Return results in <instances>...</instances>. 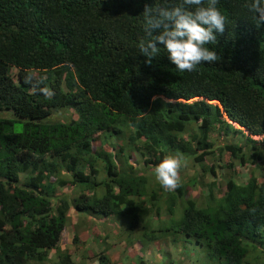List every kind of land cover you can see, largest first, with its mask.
I'll return each instance as SVG.
<instances>
[{"label": "trees", "instance_id": "1", "mask_svg": "<svg viewBox=\"0 0 264 264\" xmlns=\"http://www.w3.org/2000/svg\"><path fill=\"white\" fill-rule=\"evenodd\" d=\"M160 3L0 0V113H11L0 116V264H44L51 252L52 264H78L61 248L71 208L77 227L97 215L129 219L131 240L153 242L156 232L190 237L213 264H248L249 246L264 248V178L251 171L239 184L230 177L222 195L210 190L199 205L180 182L171 191L150 189L130 161L138 152L157 166L171 150L201 163L200 150L215 153L217 133L241 134L240 145L219 148L241 164L262 159L254 138L264 135V27L255 26L246 0H219L225 29L207 47L221 59L179 72L162 48L152 64L139 52L144 7ZM62 108L78 118L47 120ZM100 133L122 138L125 168L93 149ZM67 184L80 192L58 198L56 209L52 194ZM98 259L109 261L103 253Z\"/></svg>", "mask_w": 264, "mask_h": 264}, {"label": "rangeland", "instance_id": "2", "mask_svg": "<svg viewBox=\"0 0 264 264\" xmlns=\"http://www.w3.org/2000/svg\"><path fill=\"white\" fill-rule=\"evenodd\" d=\"M12 76L16 82H18V69L12 68L11 69ZM44 76L47 77L45 74ZM10 112H5V113H0V116H10ZM78 118V113L73 109V108H62L60 110H54L52 115L48 117V121H61V122H72ZM191 131V130H190ZM246 133V131L244 130ZM186 133V138L187 137ZM254 138V137H253ZM256 139L259 144L257 145L259 148L260 153L262 154V159L255 161L253 164L252 163H247V164H241L237 159L231 158L230 154L227 152H222L219 148L224 146L226 143H233L236 145H240L242 142L241 140V134L239 135H221V134H216L215 137L213 138L212 143L214 144V150L215 153L211 154H204L203 150L199 151V155H203V159L201 160V163H199L194 157L191 155V153H181V152H175L169 150L167 153V156H173V155H179L182 156L183 159L181 160L182 167L179 170V182L181 184H186L187 185V192H186V199L187 198H193L196 199L198 204H203L207 197L208 193L210 190H212L216 195H222L223 190L226 188V181L232 177L237 183H245L250 174L252 172L255 173V176L261 181L264 178V173L262 171V167L264 166V135L259 136ZM123 144L122 138H117V137H112L107 133H100L98 135L97 140L93 142V149H100L104 148L110 156L113 159H117V163L119 166L122 168H125L126 162L123 156V153L119 150L121 145ZM115 146V147H112ZM147 158L149 160H155L156 157L152 155H147ZM145 157H143L140 153L138 152H133L132 153V158H131V163L134 165V167L140 172L144 173L148 178H149V188L154 189L158 191L161 189L160 183L156 180L155 178V168L156 166L154 163H150L149 165H146L145 163ZM205 165L206 167L213 166L215 167V172L212 173L211 171L203 170V166ZM252 171V172H251ZM104 171L101 172V174L97 177V180H101L104 177ZM215 183V184H213ZM160 186V187H158ZM151 191V190H150ZM80 190L78 187H73L70 184H67L63 187H58L55 192L52 194L53 196V206L57 209L58 206V198L62 196H67L70 200H72L74 197L78 195ZM162 192V190L160 191ZM165 192V191H164ZM166 197L165 193H162V196L159 194V200L157 201L160 206H161V217L162 219H165L167 216V210H166ZM182 201V199H180ZM176 210H178V216L181 215V208L180 205H177L175 207ZM75 210H72V216H70L71 220H75L76 226L75 230H78L77 232L79 233L81 228L84 227V224L79 225V214L74 212ZM77 213V214H75ZM74 215H76V219H74ZM85 219V218H84ZM102 219V217H101ZM78 220V221H77ZM119 226V225H118ZM101 231L103 234L108 233L109 227L107 224H101L100 226ZM95 232L94 228L89 229L87 231V235H93ZM79 235V234H78ZM119 235L116 237L118 238ZM172 238V237H171ZM171 238H164L161 239L160 241L164 240V242L161 244V248L163 247L166 252H169V250H173L174 252H180V250H176L175 245L173 244V239ZM145 244H152V243H145ZM178 246H184L183 241H178L175 242ZM75 246L79 247L82 246L84 247L85 244H79L76 243L74 244ZM196 247L197 245L194 244ZM263 250V252L261 251ZM196 255L195 257L193 256V260H196L200 262V264H213L209 263L206 256L202 254L200 257L198 254L199 252L196 250ZM51 258L48 262L44 264H52L55 259L54 252H51L50 254ZM165 260L169 261L170 255L168 253H165ZM204 255V256H203ZM189 253H187L185 256H183V252L179 256V261L181 264H192V262L189 260ZM248 264H264V248H261L256 244V246H249V255L247 258ZM175 261H173V264ZM32 264H37V263H32ZM168 264V262H167Z\"/></svg>", "mask_w": 264, "mask_h": 264}, {"label": "clouds", "instance_id": "3", "mask_svg": "<svg viewBox=\"0 0 264 264\" xmlns=\"http://www.w3.org/2000/svg\"><path fill=\"white\" fill-rule=\"evenodd\" d=\"M218 3L219 0H162L154 8L146 4L143 10L145 36L138 44L145 62L152 64L161 48L179 72H193L201 64H212L221 59L217 51L207 47L216 43L217 33H223L225 29V17L217 7ZM245 7L255 26L264 27V0H246ZM182 159L179 155L166 156L156 166L155 178L165 190L179 186Z\"/></svg>", "mask_w": 264, "mask_h": 264}, {"label": "crops", "instance_id": "4", "mask_svg": "<svg viewBox=\"0 0 264 264\" xmlns=\"http://www.w3.org/2000/svg\"><path fill=\"white\" fill-rule=\"evenodd\" d=\"M72 210L73 208L69 211L67 224L62 234L61 248L62 250H68L72 259L78 264H100L98 259L100 253L108 256L109 261L106 264H167L168 259L165 260V253L170 255L175 264H181V260L179 261L178 259L182 252L183 256L189 253L191 256L189 260L192 264H200V262L193 260V256L195 257L196 255L195 248L199 252L198 255L200 257L202 254L205 255L204 248L198 245L195 247L191 243L192 240L186 236H181L177 241H173L176 250L178 249L180 252H174L172 249L166 252L163 247H160L164 240H160L166 237L174 239L175 236L170 232H156L159 239L154 242H141L140 240H136L138 238L135 235L133 236V240H131L130 235H128L130 231L129 219L122 221L113 217H102L101 219V216L97 215H89L84 219V227L77 233L79 234V244L84 243L85 246L79 245L77 247L72 242L77 223L75 220L70 219ZM74 219H76V215H74ZM101 224L108 225L110 228L108 233H102L100 229ZM93 228L95 230L93 235H87V231ZM117 235H119L118 238L116 237ZM178 241H183L184 246L180 247L175 244Z\"/></svg>", "mask_w": 264, "mask_h": 264}]
</instances>
